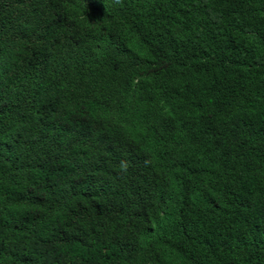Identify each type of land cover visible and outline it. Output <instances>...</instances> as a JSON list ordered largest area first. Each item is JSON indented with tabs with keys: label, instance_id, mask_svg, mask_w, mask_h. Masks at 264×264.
Wrapping results in <instances>:
<instances>
[{
	"label": "trees",
	"instance_id": "obj_1",
	"mask_svg": "<svg viewBox=\"0 0 264 264\" xmlns=\"http://www.w3.org/2000/svg\"><path fill=\"white\" fill-rule=\"evenodd\" d=\"M0 264H264V0H0Z\"/></svg>",
	"mask_w": 264,
	"mask_h": 264
},
{
	"label": "clouds",
	"instance_id": "obj_2",
	"mask_svg": "<svg viewBox=\"0 0 264 264\" xmlns=\"http://www.w3.org/2000/svg\"><path fill=\"white\" fill-rule=\"evenodd\" d=\"M145 163L147 164L148 161H145ZM128 167H129V164H128L127 161H123V160H122V161L120 162V169H121L122 172L126 173Z\"/></svg>",
	"mask_w": 264,
	"mask_h": 264
}]
</instances>
